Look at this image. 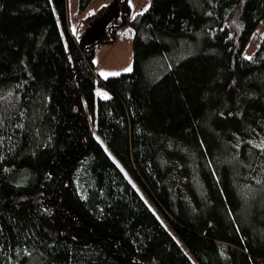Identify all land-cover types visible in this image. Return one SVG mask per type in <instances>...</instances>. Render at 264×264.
Here are the masks:
<instances>
[{"label":"trees","instance_id":"1","mask_svg":"<svg viewBox=\"0 0 264 264\" xmlns=\"http://www.w3.org/2000/svg\"><path fill=\"white\" fill-rule=\"evenodd\" d=\"M127 1L86 39L66 0H0V264H264V0Z\"/></svg>","mask_w":264,"mask_h":264},{"label":"rangeland","instance_id":"2","mask_svg":"<svg viewBox=\"0 0 264 264\" xmlns=\"http://www.w3.org/2000/svg\"><path fill=\"white\" fill-rule=\"evenodd\" d=\"M131 16L144 10L149 0H128ZM67 17L71 24L73 32L79 34L81 38L95 39L97 36L104 34L108 29V26L112 20L120 15V7L117 4V0H92L87 9L78 14L77 0H66ZM90 17V18H88ZM264 33V18L259 22L256 27L257 36H261ZM258 41L251 44L243 52V56L249 58L257 47ZM132 30L130 26L119 28L115 34L114 42L110 44H103L96 47L93 64L94 72L100 78H106L109 76L119 75L121 73H127L129 68L132 70ZM99 87H96L98 92ZM104 96V94L102 95ZM88 119L93 131H96L95 121L91 120L90 115ZM256 144L261 145L263 142L262 136L255 140ZM178 153L181 155L183 165L186 171L187 183L193 189L197 188L198 175L195 171L192 172L190 166L192 162V156H195V148L190 149L186 144L184 146H178ZM181 161L173 162L174 165L180 164ZM176 170L175 182L179 186H183L185 183L184 173L178 167ZM180 170V172H179ZM146 199V198H145ZM149 206L158 214L151 202L146 199Z\"/></svg>","mask_w":264,"mask_h":264},{"label":"snow or ice","instance_id":"3","mask_svg":"<svg viewBox=\"0 0 264 264\" xmlns=\"http://www.w3.org/2000/svg\"><path fill=\"white\" fill-rule=\"evenodd\" d=\"M128 71H131V68H129Z\"/></svg>","mask_w":264,"mask_h":264}]
</instances>
